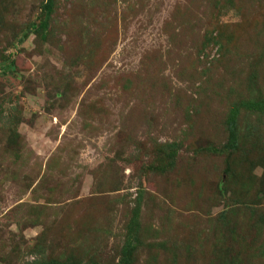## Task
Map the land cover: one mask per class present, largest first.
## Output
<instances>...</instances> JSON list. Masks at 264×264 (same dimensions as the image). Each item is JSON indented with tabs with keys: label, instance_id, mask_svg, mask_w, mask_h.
<instances>
[{
	"label": "rangeland",
	"instance_id": "rangeland-1",
	"mask_svg": "<svg viewBox=\"0 0 264 264\" xmlns=\"http://www.w3.org/2000/svg\"><path fill=\"white\" fill-rule=\"evenodd\" d=\"M50 2L0 0V264H264V0Z\"/></svg>",
	"mask_w": 264,
	"mask_h": 264
},
{
	"label": "trees",
	"instance_id": "trees-1",
	"mask_svg": "<svg viewBox=\"0 0 264 264\" xmlns=\"http://www.w3.org/2000/svg\"><path fill=\"white\" fill-rule=\"evenodd\" d=\"M50 6H51V2L49 3V0H48V4L46 5L45 7V17H44V20H43V23H42V26L46 27L47 25V21H48V15H49V12H50ZM234 124H235V114L233 113L229 119V126L231 128V132L233 134V128H234Z\"/></svg>",
	"mask_w": 264,
	"mask_h": 264
}]
</instances>
